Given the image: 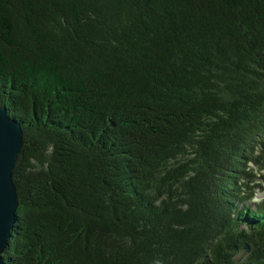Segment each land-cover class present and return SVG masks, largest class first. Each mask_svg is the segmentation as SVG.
<instances>
[{"label":"trees","instance_id":"obj_1","mask_svg":"<svg viewBox=\"0 0 264 264\" xmlns=\"http://www.w3.org/2000/svg\"><path fill=\"white\" fill-rule=\"evenodd\" d=\"M0 106L5 264H264V0H0Z\"/></svg>","mask_w":264,"mask_h":264},{"label":"water","instance_id":"obj_2","mask_svg":"<svg viewBox=\"0 0 264 264\" xmlns=\"http://www.w3.org/2000/svg\"><path fill=\"white\" fill-rule=\"evenodd\" d=\"M23 144L22 128L0 106V264H5L2 252L15 221L17 206L13 170Z\"/></svg>","mask_w":264,"mask_h":264},{"label":"rangeland","instance_id":"obj_3","mask_svg":"<svg viewBox=\"0 0 264 264\" xmlns=\"http://www.w3.org/2000/svg\"><path fill=\"white\" fill-rule=\"evenodd\" d=\"M256 196L257 197H263L264 196V189L263 190L256 189Z\"/></svg>","mask_w":264,"mask_h":264}]
</instances>
